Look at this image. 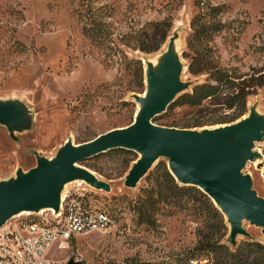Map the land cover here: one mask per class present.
<instances>
[{
	"label": "rangeland",
	"instance_id": "rangeland-1",
	"mask_svg": "<svg viewBox=\"0 0 264 264\" xmlns=\"http://www.w3.org/2000/svg\"><path fill=\"white\" fill-rule=\"evenodd\" d=\"M86 1L0 0V99L19 100L32 114L31 129L16 133L15 139L0 126V181L14 177L17 169L26 172L34 167L35 155L52 158L68 139L80 144L131 124L137 111L131 95L145 91V62L155 64L166 45L156 53L145 54L133 50L132 43L129 46L125 43V35L134 34L147 22L171 19L169 35L178 34L176 50L184 66L181 78L191 83L187 92L208 80V74L191 75L189 60L183 56L188 52L191 20L208 11L200 9L196 0H91L93 9L102 8L100 15L118 50L108 64L104 63L102 52L81 34L78 13L84 10ZM202 1L205 7H221L219 15L214 18L209 15L207 21H219L224 28L201 49L210 50L221 67L245 72L250 66H262L263 57L257 49L264 45V0ZM137 60L143 66L142 82L135 67ZM252 104L264 114L263 92L248 99V106ZM165 113L163 120L153 123L181 129L179 125L218 116L211 108L196 112L182 107ZM165 121L177 127H169ZM255 146L264 157V141ZM137 158L135 152L115 150L89 162L92 167L86 168L110 185L108 193L80 181L64 187V196L74 190H85L90 207L108 214L113 224L105 231L73 238L67 250L54 253L56 261L184 264L196 245L198 231L203 228L201 219L190 209L163 206L154 214V227L140 224L134 204L144 198L145 177L133 189L123 186ZM161 162L166 160L159 159L153 168ZM259 163V160L248 162L243 173L251 177L253 189L264 198ZM243 228L264 245L260 228L247 223ZM247 240L252 241L237 237L236 246Z\"/></svg>",
	"mask_w": 264,
	"mask_h": 264
},
{
	"label": "water",
	"instance_id": "water-1",
	"mask_svg": "<svg viewBox=\"0 0 264 264\" xmlns=\"http://www.w3.org/2000/svg\"><path fill=\"white\" fill-rule=\"evenodd\" d=\"M177 39V33L168 37L155 64L145 62V91L131 95L137 104L131 124L80 144L68 139L52 158L35 155L34 167L26 172L17 169L14 177L0 181V228L21 213H57L64 187L71 182L110 192V185L82 163L109 151L125 150L138 158L124 178V187L135 188L159 159H165L179 185L197 188L213 202L225 220V242L232 248L239 236L255 241L244 223L260 228L264 237V198L243 173L248 162L259 160L257 168L264 178V158L255 149L256 143L264 141V114L257 105L248 106L247 113L233 123L209 128H166L153 123L191 84L181 78L184 66L176 50ZM0 126L15 139L16 133L31 129V111L19 100L0 99Z\"/></svg>",
	"mask_w": 264,
	"mask_h": 264
},
{
	"label": "trees",
	"instance_id": "trees-1",
	"mask_svg": "<svg viewBox=\"0 0 264 264\" xmlns=\"http://www.w3.org/2000/svg\"><path fill=\"white\" fill-rule=\"evenodd\" d=\"M91 3V0L86 1L84 10L78 13L81 34L92 46L102 52L103 61L108 64L118 50L113 45L107 24L102 20L104 17L100 15L102 8L93 9ZM196 4L200 9L206 8L208 11L198 13L191 20V33L187 39L188 52L183 56L189 60L188 72L191 75L208 74V80L193 87L191 92L180 95L168 107L165 114L176 108L186 107L196 112L211 108L218 116L179 125L181 129L233 123L247 113L249 98L256 96L260 91L264 94V45L257 49L263 57L262 66H250L245 72H240L237 68L221 67L212 52L209 53L210 50L201 49V46L209 43L213 36L224 28L219 21H207L209 15L213 18L217 17L221 7L210 5L205 7L202 0H196ZM171 29L172 21L168 17L160 21L147 22L139 31L125 35L123 38L128 46L132 43L133 50L152 54L161 50L170 36ZM135 67L142 82L143 66L140 60L135 61ZM164 116V114L158 116L154 121L163 120ZM165 122L169 127H177L175 123ZM94 158L85 161L82 165L91 168L89 162ZM129 167L130 164L127 168ZM144 180L147 183L144 198L138 199L134 204L140 224L154 227L156 225L154 214L163 206L178 210L190 209L201 219L203 228L198 231L196 245L187 255L184 264L191 259H198L199 256H206V259L198 260H206L207 264L209 262L210 264H264V245L260 242L247 240L235 248L224 243L228 228L222 214L199 189L179 185L169 173L166 162L158 163L148 172Z\"/></svg>",
	"mask_w": 264,
	"mask_h": 264
},
{
	"label": "built area",
	"instance_id": "built-area-1",
	"mask_svg": "<svg viewBox=\"0 0 264 264\" xmlns=\"http://www.w3.org/2000/svg\"><path fill=\"white\" fill-rule=\"evenodd\" d=\"M85 190H74L61 199L60 209L37 214L21 213L0 228V264H66L53 257L68 249L75 237L107 230L113 221L92 209ZM74 262H79L75 259ZM186 264H207L191 259Z\"/></svg>",
	"mask_w": 264,
	"mask_h": 264
},
{
	"label": "bare ground",
	"instance_id": "bare-ground-1",
	"mask_svg": "<svg viewBox=\"0 0 264 264\" xmlns=\"http://www.w3.org/2000/svg\"><path fill=\"white\" fill-rule=\"evenodd\" d=\"M257 146V145H256ZM255 146V148H256V150H257V147ZM259 151V150H258ZM260 153V152H259ZM262 158H264L263 156H262ZM256 163H257V161H256ZM61 198L63 199L64 198V193H62V195H61Z\"/></svg>",
	"mask_w": 264,
	"mask_h": 264
}]
</instances>
